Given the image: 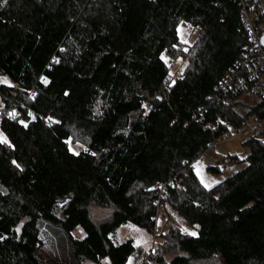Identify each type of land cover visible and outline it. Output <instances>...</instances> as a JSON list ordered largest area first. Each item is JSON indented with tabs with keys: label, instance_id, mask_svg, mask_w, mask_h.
I'll return each mask as SVG.
<instances>
[{
	"label": "trees",
	"instance_id": "16d2710c",
	"mask_svg": "<svg viewBox=\"0 0 264 264\" xmlns=\"http://www.w3.org/2000/svg\"><path fill=\"white\" fill-rule=\"evenodd\" d=\"M257 4L0 0V264H46L43 225L73 264H126L134 242L119 226L152 232L158 202L193 232L172 224L149 264H264V126L245 136L244 166L213 185L192 167L227 125L264 118V70L237 81L243 11ZM180 22L197 34L173 74Z\"/></svg>",
	"mask_w": 264,
	"mask_h": 264
},
{
	"label": "rangeland",
	"instance_id": "374dc122",
	"mask_svg": "<svg viewBox=\"0 0 264 264\" xmlns=\"http://www.w3.org/2000/svg\"><path fill=\"white\" fill-rule=\"evenodd\" d=\"M176 29L178 37L181 40L180 46L182 49L180 50H184L186 52L179 54L178 57L172 62L170 71L173 74L185 65L190 54V52H187V50L193 51L192 47L197 34V29L192 28L189 24L183 22L178 23ZM0 83H10L9 78L7 76H0ZM246 100L250 102L253 101L254 98L248 96L246 97ZM2 105L3 104L0 99V109L2 108ZM244 138L245 135L242 133L223 137L222 139L216 141L211 148L206 149L204 153H202L192 162L194 173L202 185L209 187L215 182L232 174L234 171L244 166L245 162L242 161V159L248 152V150L242 145ZM0 140H6V136L1 129ZM68 147L71 151L76 153L84 147V144L82 141H73L72 139H68ZM228 155H236V158L232 160ZM208 166L217 167L218 171H212L208 168ZM167 208L171 210L170 207L167 206ZM105 213V211H95L93 215L96 218H102L105 216ZM172 224L178 225L181 230L185 232H193V229H191L184 222V220L176 214L175 221H168L165 218H158L155 228L152 232H148L144 228L127 223L119 226L118 234L121 239L131 237L133 238L134 244H142L146 248L152 246V249H154L155 243H157L160 234L166 232ZM42 228L45 233V236H42L44 245L40 248L38 257L46 264H73L69 249L66 245L62 244V240L60 238H56L54 232L46 225H43ZM74 233L78 236L82 235L79 230ZM152 235H155L154 243H152ZM87 263H89L87 260L83 262V264ZM126 264H132L131 260H129ZM198 264L223 263L219 258L214 257L200 260Z\"/></svg>",
	"mask_w": 264,
	"mask_h": 264
},
{
	"label": "built area",
	"instance_id": "2783aa9c",
	"mask_svg": "<svg viewBox=\"0 0 264 264\" xmlns=\"http://www.w3.org/2000/svg\"><path fill=\"white\" fill-rule=\"evenodd\" d=\"M260 4H257L255 8L247 10L244 8V20L248 28L249 41L248 52L244 55L243 64L246 66V77H239L238 87H243L246 83V79H253L257 77L260 71L264 70V47L260 42V37L264 33V0H259ZM245 6V5H243ZM260 18L259 28L255 21ZM228 80V79H227ZM228 100V98L226 99ZM264 126V118L258 119L254 116H250L246 119L242 125H227L224 132L225 137L242 133L245 136L250 134L252 131L258 130ZM215 142L209 143L207 146L211 148ZM158 215L156 216L155 223L158 218H165L168 221H175L176 215L167 206L161 202H158ZM152 243H154L155 235H152ZM152 250V246L144 247L142 244H134V248L130 254V260L132 264H149L148 254ZM107 264V263H106Z\"/></svg>",
	"mask_w": 264,
	"mask_h": 264
},
{
	"label": "water",
	"instance_id": "95a60500",
	"mask_svg": "<svg viewBox=\"0 0 264 264\" xmlns=\"http://www.w3.org/2000/svg\"><path fill=\"white\" fill-rule=\"evenodd\" d=\"M260 42H261L262 46L264 47V33L260 37Z\"/></svg>",
	"mask_w": 264,
	"mask_h": 264
}]
</instances>
